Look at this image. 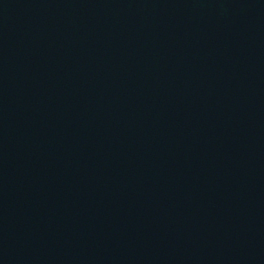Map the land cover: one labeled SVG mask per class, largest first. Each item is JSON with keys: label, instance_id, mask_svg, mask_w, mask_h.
Masks as SVG:
<instances>
[{"label": "water", "instance_id": "water-1", "mask_svg": "<svg viewBox=\"0 0 264 264\" xmlns=\"http://www.w3.org/2000/svg\"><path fill=\"white\" fill-rule=\"evenodd\" d=\"M0 264H264V0H0Z\"/></svg>", "mask_w": 264, "mask_h": 264}]
</instances>
